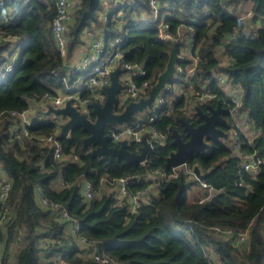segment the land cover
<instances>
[{
	"label": "trees",
	"instance_id": "trees-1",
	"mask_svg": "<svg viewBox=\"0 0 264 264\" xmlns=\"http://www.w3.org/2000/svg\"><path fill=\"white\" fill-rule=\"evenodd\" d=\"M72 4L67 58L83 42L84 31L103 29L106 49L112 38L125 33L119 49L124 61L140 63L145 69L143 76L134 79L148 81L146 94L165 70L171 49L176 47L179 53L190 32L192 47L176 61L183 73L174 75L166 100L148 109L158 111L156 127L169 131L163 142H155L147 151L143 162L91 156L83 149L86 130L76 126L66 136L62 126L57 128L51 120L31 126V136L20 140L11 135V111L27 109L32 98L39 99L47 91L64 90L61 76L73 80V75L81 73L67 75L64 68L66 59L51 30L54 0L4 4L0 12V168L10 188L0 200L2 264H55L56 258L63 264H264V161L255 173L240 167L243 154L264 159V0H156L158 16L145 27L133 21L152 15L149 0H77ZM114 4L104 22L102 12ZM161 18L169 25L170 39L158 36L155 26ZM9 62L13 71L6 76ZM218 73L237 86L238 106L226 96V86L217 82ZM179 85L185 90L192 85L193 92L178 96L175 87ZM202 86L213 96L195 101ZM218 103L228 109L222 114L227 132L230 126L236 127L241 114L258 132L249 137L237 130L232 143H237V149L221 137H209L206 153L190 154V165H198L202 172L211 170L202 179L208 188L183 168L174 177L151 178L147 171L152 175L171 172L166 158L175 149L173 129L187 139L179 119L196 125L202 120L194 106L206 112L208 104ZM88 112L94 119L91 108ZM48 133L62 143L60 160L53 158L51 147L36 142ZM115 144L119 142H110ZM141 145V141L130 142L128 149L139 152ZM58 176L63 177V184L56 183ZM121 177L129 178L130 194L147 191L134 211L128 199L114 205ZM84 181L90 182L93 196L84 195ZM37 190L68 210L80 227L75 236L68 233L69 225L59 219L52 205L38 201ZM81 237L86 239L84 245ZM93 250L106 255L107 261L96 260L90 254Z\"/></svg>",
	"mask_w": 264,
	"mask_h": 264
},
{
	"label": "built area",
	"instance_id": "built-area-1",
	"mask_svg": "<svg viewBox=\"0 0 264 264\" xmlns=\"http://www.w3.org/2000/svg\"><path fill=\"white\" fill-rule=\"evenodd\" d=\"M56 12L51 22V30L56 43V46L60 52V55L66 59L64 66H66L67 72L71 74L76 73H85L86 78L84 79L82 85L80 86L78 93L75 91H64V90H51L47 91L41 98L39 99H31L30 106L21 111L15 112L11 111V115H13L12 126H11V135L13 138H18L23 140L24 137L31 136L29 128L33 125H36L40 122L53 121V123L59 128L63 126V121L53 117L54 113L46 114V110L49 106L53 107H62L66 102H70L71 106L76 108L79 112L85 113L86 115L89 113V108L91 102H98L102 104L105 99L104 86H107L111 82L110 74L112 70L116 67H119L121 73L119 75V79L122 83V87L119 90L117 95V111L121 112L126 104L130 101H137L140 98L147 97L146 88L148 86L147 80H142L140 83H137L134 77H141L145 74V69L140 63H129L123 60L124 54L119 49L120 45L125 40V33L122 35H117L110 40V46L106 49V36L105 32H103V37H94L90 40L87 46L82 49L81 55L78 57L76 62H71L69 58H67V24L71 20L72 12H73V4L70 0H54ZM8 0H0V12L2 11V7L6 4ZM149 4L153 7L152 15L148 18H136L133 23L138 24L141 27L150 26V22L152 19H155L158 16V6L156 4V0H149ZM117 4H114L112 7H107V10L102 12L101 19L104 22L108 21L109 12L116 7ZM247 16L250 15V11L246 12ZM243 16V17H247ZM158 36L162 39H170L172 38V34L169 31V25L164 21L163 18L160 19L159 23L156 24ZM128 30L126 28L125 32ZM192 32H190L188 39L186 40L185 46L179 47V53L177 52V57L181 58L189 52V49L192 47ZM194 62L197 59V56H194ZM13 71L12 62H9L4 68V75H8ZM56 76H59V72H53ZM183 73V68L175 64V74L179 75ZM64 82H67L66 76H61ZM216 80L219 84L226 86V96L228 99L238 106L240 103V93L237 86L229 84L225 75L222 73L216 74ZM171 86L174 87L172 83L167 84L166 88L162 90L157 95V102L155 106L158 107L166 100V93L171 89ZM181 87H175L176 93L178 96L183 94H188L193 92V86L189 85L188 89L185 90L182 85ZM150 90V89H149ZM201 93H196V100H205L212 97L211 91L205 86L201 87ZM86 93L82 95L83 93ZM146 94V95H145ZM93 99V101H92ZM42 104H46V107L43 108ZM237 108V107H234ZM158 117V111L156 109L149 110L146 108L141 112H136L133 114L131 120L124 121L121 124L110 123L105 126V133L108 134L110 138V142L116 143L121 140H127L130 142L141 141L144 137L150 142L151 148L155 142H163L167 136V132L169 128L165 131L159 130L155 125V120ZM237 117V115H236ZM239 117V116H238ZM237 124V125H236ZM233 127V137L236 134L237 130L244 132L249 137L251 135H255L258 132V129H254L250 127L249 120L241 114L240 120L235 122ZM42 146L51 147L52 154L54 159L60 160L63 155V146L61 141L55 136L54 133H48L42 136L37 137ZM234 148L237 149V143L233 144ZM76 158V156H73ZM264 161V159L257 158L252 154H243L242 161L240 163V167L243 170H246L251 173H255L258 170L259 164ZM184 166V171L186 173L192 174L195 176L193 171V166L188 163L182 164ZM177 166H171V172L165 173L164 171H157L154 173L153 177H161V178H169L177 175ZM200 180V184L203 188H208V184L204 182L202 179ZM129 181L128 177H121L117 180V199L114 203L121 204L124 200L128 199L130 201V209L134 211L139 201L143 198H146V190H140L135 194H130L127 190V182ZM56 183L63 184L64 180L62 176H58ZM55 183V184H56ZM10 188V180L9 178L2 172L0 168V200H4L8 194V190ZM83 193L86 197H91L94 195V191L92 190V186L90 182L84 181L82 184ZM37 199L43 204L52 205L55 209L56 215L62 222L67 223L68 233L75 236L78 232L79 224L72 222V217L68 210L57 203L49 202L40 192L37 190ZM203 198H200L202 200ZM3 220V217L2 219ZM217 232H220L221 229L216 228ZM81 243L83 245L86 243V239L84 237L80 238ZM45 242V241H44ZM92 256L100 261L106 262V255H99L95 250L91 251ZM0 264H2V241L0 240ZM55 264H63V261L59 258L55 259Z\"/></svg>",
	"mask_w": 264,
	"mask_h": 264
},
{
	"label": "water",
	"instance_id": "water-1",
	"mask_svg": "<svg viewBox=\"0 0 264 264\" xmlns=\"http://www.w3.org/2000/svg\"><path fill=\"white\" fill-rule=\"evenodd\" d=\"M177 50L173 47L170 51L168 64L165 70L160 74L156 83L150 88L148 96L140 98L137 101H130L126 104L121 112H115L114 106L117 101V95L122 87L119 79L121 70L116 67L112 70L109 85L104 86L105 99L102 104L93 102L90 105L91 113L94 114V119H90L85 113L79 112L71 106L70 102H66L62 107L49 106L46 114L54 113L55 115H63L66 121L62 126L61 133L69 135L72 128L81 126L88 132V135L83 140V149L87 150L91 156L106 155L110 160L114 158L123 159L126 163L143 162L146 158L147 151L151 148L150 142L146 138L141 139V147L139 152H133L128 149L129 143L127 140H121L119 144L110 145V138L105 133V126L110 123L121 124L124 121L131 120L136 112L145 110L149 105L157 102V95L166 88L167 84L172 83L175 74V64L177 61ZM66 68V66H64ZM210 113H205L198 105H195V113L201 118V122L194 125L185 118H180L187 139L183 140L181 133L177 129L172 131V143L175 149L167 156V166H180L188 161V157L193 151L206 153L210 149V143L207 141L209 137L227 138L228 132L222 127L227 125V120L220 113L227 112L218 103L215 107L208 104ZM220 125V126H219ZM93 145L89 149L90 145ZM193 171L197 179H204L208 172H202L198 165L193 166ZM147 174L153 178V175L147 171ZM214 197V196H213ZM212 197V198H213Z\"/></svg>",
	"mask_w": 264,
	"mask_h": 264
},
{
	"label": "rangeland",
	"instance_id": "rangeland-1",
	"mask_svg": "<svg viewBox=\"0 0 264 264\" xmlns=\"http://www.w3.org/2000/svg\"><path fill=\"white\" fill-rule=\"evenodd\" d=\"M246 14L247 13H245L244 15L247 16ZM97 37H103V32L102 31H99V34H98ZM66 73H67V75H71L70 72H66ZM85 78H86V75H84L83 73H81L79 75L77 74L76 76L73 75L72 76V79L73 80H67V82H65V84H64V90L67 91V92L77 90V92L79 93L80 92L79 88L82 85V83H83V81H84ZM42 107L45 108L46 107V104H42ZM153 107H155V104H151L150 106L147 107V109L153 108ZM233 115H234V112H233ZM53 117H55V118L63 121V123L66 121V117L63 116V115H53ZM61 129H62V127H61ZM228 134H229L228 137L227 138H223V139H224V141L228 145L231 146V144L234 142L233 141L234 140V138H233V126H230L228 128ZM181 168L184 169V166L183 165L177 166V169H181ZM193 192H196V190H193Z\"/></svg>",
	"mask_w": 264,
	"mask_h": 264
},
{
	"label": "crops",
	"instance_id": "crops-1",
	"mask_svg": "<svg viewBox=\"0 0 264 264\" xmlns=\"http://www.w3.org/2000/svg\"><path fill=\"white\" fill-rule=\"evenodd\" d=\"M72 1V3L76 4L77 3V0H70ZM99 31H102L104 32L103 29H98V28H95L93 30V32H90V31H84L82 33V39H83V42L78 44L76 46V48L74 49L72 55L70 56L69 60L71 62H76L78 57L81 55V52H82V49L88 45V43L90 42V40L96 36H98L99 34ZM177 87H181V86H177ZM59 90H63V89H60L58 88Z\"/></svg>",
	"mask_w": 264,
	"mask_h": 264
},
{
	"label": "flooded vegetation",
	"instance_id": "flooded-vegetation-1",
	"mask_svg": "<svg viewBox=\"0 0 264 264\" xmlns=\"http://www.w3.org/2000/svg\"><path fill=\"white\" fill-rule=\"evenodd\" d=\"M213 107H215V106H213ZM204 112V111H203ZM205 113H210L209 112V108L207 109V111L205 112ZM224 113V112H223ZM222 112L220 113L221 115L223 114ZM223 116V115H222ZM224 117V116H223ZM220 126V125H219Z\"/></svg>",
	"mask_w": 264,
	"mask_h": 264
}]
</instances>
